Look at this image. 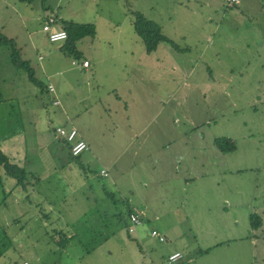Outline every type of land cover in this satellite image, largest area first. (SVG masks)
Here are the masks:
<instances>
[{"label": "rangeland", "instance_id": "rangeland-1", "mask_svg": "<svg viewBox=\"0 0 264 264\" xmlns=\"http://www.w3.org/2000/svg\"><path fill=\"white\" fill-rule=\"evenodd\" d=\"M134 12L156 22L164 35L190 51L177 53L168 43L160 42L148 55L133 28ZM47 13L57 16L51 24L53 29H59L62 20L93 23L95 40L91 44V38L84 39L82 50L91 61L99 60L102 67L116 62L128 70L137 60L149 66V59L177 63L172 75L179 86L176 99L180 123L207 121L209 125L206 123L204 131L195 133L196 140L201 136L226 137L235 149L219 152L220 160L210 155L209 161L215 159V162L209 163L208 174L195 173L187 183L178 178L163 180L160 187L220 189L226 202L238 208V214L231 211L229 222L237 217L244 224L246 213L258 212L257 206L264 199V0H239L233 4L226 0H0L3 25L0 32L14 40L34 77L44 85L49 79L42 78L38 54L45 61L53 53L58 57L56 64L68 65L74 59L55 47L63 40L51 42L41 29ZM191 65L194 68L188 73ZM163 67L169 66L163 64ZM183 72L187 74L184 77ZM51 80L56 83V78ZM161 80L159 85L148 80L146 90L162 100L163 111L170 103L169 90L176 86L169 77ZM186 90L188 94L184 95ZM41 93L27 80L26 73L12 64L9 48L1 45L0 149L11 162L24 168L31 165L28 161L34 157L36 161L31 166L38 184L34 185L33 179L27 177L28 183L22 187L1 171L0 264H16L17 259L32 264H160L157 254L173 242L171 233L189 247L202 238L197 225L208 212L181 210L177 214L174 210L181 192L177 195L171 191L155 194V190L152 195L140 193V190L150 191L155 183L147 188L136 183L131 192L127 191L128 185H123L120 194L108 187L113 200L95 203L96 190L80 188L79 177L75 175L77 169H69L76 162L69 157L67 148L57 140L55 146L48 145L54 133L43 135L41 129L46 120L43 112L50 110L51 115L54 105L49 93ZM32 117L38 121V132L27 122ZM101 149L83 150L82 156L97 154ZM117 149L118 146L114 148ZM105 160L100 157L90 168L105 164ZM173 165L174 160L172 165H167L168 169ZM155 169L160 172V167ZM44 184L51 187L47 189ZM36 189L46 194L45 198L41 196L42 201H36L33 192ZM48 199L51 205L59 204L49 206ZM128 208L138 211L140 223L136 229L144 231V243L135 231L127 230ZM154 215L156 220L151 218ZM164 221L171 232L167 233V240L160 241L150 234L151 225L159 229ZM201 228L207 229L205 225ZM258 246L264 248L261 243ZM241 247L249 249L245 244ZM196 250V245L189 249L192 258L188 254L187 261L197 263ZM263 258L264 249H255L250 255L254 264H262ZM185 263L186 260H181L179 264Z\"/></svg>", "mask_w": 264, "mask_h": 264}, {"label": "crops", "instance_id": "crops-1", "mask_svg": "<svg viewBox=\"0 0 264 264\" xmlns=\"http://www.w3.org/2000/svg\"><path fill=\"white\" fill-rule=\"evenodd\" d=\"M48 14L51 13L44 14L45 17ZM2 26L0 24V28ZM51 29H53L52 26ZM114 31L119 32V30ZM95 37L96 33L93 36L85 35L75 40V47L80 52V55L79 57L72 56L74 59H71L68 65L65 64L66 62L56 64L58 57L53 53L45 61H42V54H38L37 59L42 71V78L45 76L49 79L45 85L43 84L44 88L40 90V93H49L51 103L54 105L51 115H49L50 110L43 112L46 120L45 126L41 130L44 135L48 132L53 134L56 126L73 127L76 130L77 138L84 140L87 144V149L84 151H89V149L92 150V148L96 147L102 149L97 154H84L82 156L83 151L76 157H72L69 154L67 144L58 138L55 133L52 136V142H50L51 140L48 141V145L54 144V141L57 140V142L61 141L64 147L67 148L69 157L76 162L69 169H77L75 175L79 177L78 186L80 188L83 186L88 191L96 190L97 198H95V203H102L103 199L107 201L113 200V194L110 195L108 193V187L111 190H117L118 194H120L124 188L123 185H128L127 191L131 192L132 187L136 186V183H140L145 188L155 183L156 186H150V191L140 190V193L150 192L149 195H152L155 190V194L164 195V191H171L177 195L181 192V199H176L177 204L174 211L178 212L177 214L181 210L208 212V214L204 213L202 215L205 218L201 222L202 224L197 225L199 226L198 235L202 238L193 243L197 249L195 252L198 254L195 259L197 263L195 261H192V263L187 261L188 254L189 259L192 258V254L188 253L189 249L194 248L195 245L189 247L171 233L173 242L157 254V260L161 262L160 264H162L166 256L176 251L181 253V257L171 264H179L181 260H186L185 264H254V261L250 260V255H253L255 249H264L258 246V243L264 245L263 198L256 209L258 214L256 212L246 213V221L242 224L237 217H234L229 222L228 218L231 219L232 216L231 211L238 214V208L232 202L228 204L224 198L225 193L221 194L218 188L189 190L185 185L174 189L160 187L163 180L178 178L184 179L185 183H187L193 179L190 176L195 173H198L199 176L208 174L209 163L215 162V159L209 161L210 155L217 159L221 157L219 152H222L213 143L214 135L211 139H204L201 136L198 137L199 141L196 140L195 133L201 134L207 121H196L187 124L186 122L180 123L178 120L177 105L179 101L176 96L179 86L175 76L172 75V73L174 74V69L178 67L177 63L172 65L163 59H155L153 61L149 59V66H147L145 61L140 64L137 60V64L131 63V67L128 70H124L121 64L119 65L116 62L108 63L106 67H102L99 60L91 61L82 50L83 40L91 38L89 41L92 44ZM46 43L48 45L51 44L47 41ZM63 43L64 40L55 46L62 54H64L61 50ZM128 45H130V42ZM129 50L132 52L131 48ZM187 51H190V49L188 48ZM175 52L178 53V51ZM72 60H76V63L72 64ZM81 60L88 61L86 68L81 66ZM163 64L168 65V69L166 67L162 68ZM109 66L113 68H109ZM124 67L126 68V66ZM193 68L194 65H191L188 73ZM108 73H110L109 76L106 75ZM115 74H119V76ZM185 75L187 74L183 72L182 77ZM151 76L152 78H149ZM52 77L56 78V83L51 80ZM163 77H169V81L175 82L174 85L176 87L172 86L171 90H169L170 103L162 111V100L156 96H151L146 90V84H148L149 80L153 84L157 83L159 85L162 83L161 78ZM126 81L128 84H125ZM48 85H52L54 91H49ZM146 92L148 93L147 95ZM186 94H188V90H186L184 95ZM184 95L183 97H185ZM55 100L57 101L56 104L53 103ZM40 106L42 108V105ZM52 119L53 121L55 119L56 123L50 121ZM27 122L33 124L32 130L34 132L40 131L38 130V121L36 119H33V117L28 118ZM116 146H118V149L114 150ZM191 147L193 150L190 149ZM187 154L191 155L187 156ZM100 157L106 158L105 164L99 165L97 168H90L91 165L97 164L95 161L99 160ZM119 160L120 162L118 163ZM173 160L174 165L168 169L167 165L170 163L172 165ZM35 161V158L32 157L28 162L32 165ZM31 165L28 168L26 167L25 170L28 173L27 177L32 178L34 185H36L38 184V177L35 176L36 180L34 179L35 171H33ZM157 166L160 167V172L155 169ZM101 169L105 170L106 175L100 173ZM100 179H104V182ZM44 185L47 189L51 187L49 184ZM62 185H66V179ZM33 192L37 195V202L38 199L42 201L41 196L42 198L46 196L43 191L39 192L37 189L36 191L33 190ZM66 194H62V196L64 197ZM85 200H87L86 197ZM62 201L64 202V199ZM48 203L50 206L49 199ZM56 204L59 203H54L51 206ZM128 210L136 211L128 208L127 212ZM168 210L164 212L167 213ZM164 212L163 218H165ZM251 214L259 217L260 224L256 227L250 224ZM212 216L215 218L211 219ZM151 218L157 219L156 215ZM167 224L166 221L159 224L160 230L154 227L155 225L153 224L151 229L159 230L165 236V240H167L166 235L171 232ZM204 225L207 229L201 228ZM136 227L134 230L135 234L144 243V231L142 228L138 230ZM239 231L242 233L239 234ZM176 240L178 242H175ZM199 243H202V245ZM243 244L247 245L249 249H243L241 247ZM179 247L183 248L179 249ZM263 261L264 258L261 262L262 264H264Z\"/></svg>", "mask_w": 264, "mask_h": 264}, {"label": "trees", "instance_id": "trees-1", "mask_svg": "<svg viewBox=\"0 0 264 264\" xmlns=\"http://www.w3.org/2000/svg\"><path fill=\"white\" fill-rule=\"evenodd\" d=\"M20 1L31 2V0H20ZM133 15H134L133 28L136 34L143 41L145 45V51L147 53L154 51L160 42L168 43L172 47V49L178 52H184L188 50V48H181L173 40H171L169 37L164 35L161 32L160 26L153 20L146 18L140 12H134ZM48 16H53L54 20L57 19L56 14L51 13L45 17L44 22L45 20H47ZM60 26H61L60 28L66 32V38L64 39V43L61 47L62 52L69 56L79 57L80 52L75 47V40L85 35L93 36L95 33L94 24L93 23H76L70 20H62ZM1 45H6L9 48V57H10L12 64L16 66L18 69L23 70L26 73L27 80L33 83L34 85H36L39 88V90H42L44 88L43 83L39 79L34 77V74H33L32 69L30 68L29 62L26 59L22 58V56L20 55L19 49L16 47L14 43V40L2 34V32H0V46ZM65 143L67 144L68 149H69V144L67 142ZM213 143L222 152L235 149V145L230 140V138L216 137L213 139ZM69 154H70V151H69ZM71 156L76 157L77 155L76 156L71 155ZM1 171L5 175H8L14 178L15 183L17 185L24 187L25 183H28V181L26 182V179H28L27 178L28 173L25 170V168L23 166H19L18 164L11 162L9 158L7 157V155L0 149V183H2V178H1L2 172ZM129 212H132V211L128 210L127 213ZM250 221H251L250 224L253 227H256L260 224L259 217L254 214L250 215Z\"/></svg>", "mask_w": 264, "mask_h": 264}, {"label": "built area", "instance_id": "built-area-1", "mask_svg": "<svg viewBox=\"0 0 264 264\" xmlns=\"http://www.w3.org/2000/svg\"><path fill=\"white\" fill-rule=\"evenodd\" d=\"M228 4H233L235 2H238V0H226ZM54 17L48 16L47 20L42 24L41 29L45 32L46 37L49 41L54 42L58 40H64L66 38V32L63 29L60 30H53L51 29V24L54 23ZM72 64L76 63V60L71 61ZM81 66L83 68H86L88 66L87 60H81L80 62ZM49 91H54L52 85H48ZM54 104L57 103V101H53ZM55 135L64 140L69 144V151L70 154L73 156L78 155L83 150L87 149V144L84 140L78 139L76 136V130L73 127H65V126H56L54 128ZM100 173L103 175H106V172L104 169L100 170ZM127 230L128 232H133L135 230V227L137 224L140 223L139 215L136 211H132L127 213ZM150 234L157 237L158 240L164 241L165 236L156 230L155 228H152L150 231ZM181 257V253L176 251L173 253H170L166 258L163 260L162 264H171L174 261L178 260ZM17 264H31L27 260L19 261Z\"/></svg>", "mask_w": 264, "mask_h": 264}]
</instances>
